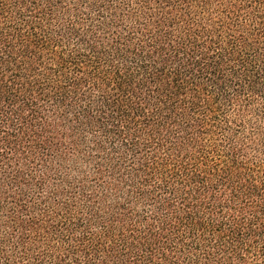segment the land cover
I'll return each instance as SVG.
<instances>
[{
  "label": "trees",
  "instance_id": "1",
  "mask_svg": "<svg viewBox=\"0 0 264 264\" xmlns=\"http://www.w3.org/2000/svg\"><path fill=\"white\" fill-rule=\"evenodd\" d=\"M0 264H264V0H0Z\"/></svg>",
  "mask_w": 264,
  "mask_h": 264
}]
</instances>
